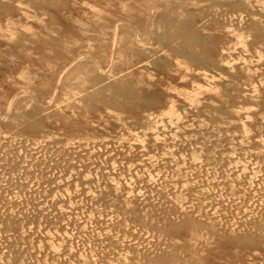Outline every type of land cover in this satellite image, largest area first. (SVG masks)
Here are the masks:
<instances>
[{"label":"rangeland","instance_id":"obj_1","mask_svg":"<svg viewBox=\"0 0 264 264\" xmlns=\"http://www.w3.org/2000/svg\"><path fill=\"white\" fill-rule=\"evenodd\" d=\"M201 1L0 0V264H264V0Z\"/></svg>","mask_w":264,"mask_h":264},{"label":"bare ground","instance_id":"obj_2","mask_svg":"<svg viewBox=\"0 0 264 264\" xmlns=\"http://www.w3.org/2000/svg\"><path fill=\"white\" fill-rule=\"evenodd\" d=\"M190 1H191V0H190ZM193 1H195V0H192V2H193ZM198 1H200V0H198ZM202 1H203V0H202ZM202 1H201V3H202ZM208 1H211V0H208ZM258 1H259V0H258ZM48 2H49V1H48ZM178 2H179V1H178ZM178 2H176V0H175V3H178ZM181 2H182V0H181ZM186 2H187V1H186ZM192 2H190V3H192ZM219 2H220V1H219ZM228 2H229V1H228ZM245 2H246V1H245ZM255 2H256V1H255ZM171 3H172V2H171ZM184 3H185V2H184ZM188 3H189V2H187V5H188ZM193 3H195V2H193ZM198 3H200V2H198ZM220 3H221V2H220ZM260 3H262V2L260 1ZM185 4H186V3H185ZM195 4L198 5L197 3H195ZM230 4H232V3H230ZM230 4H229V5H230ZM170 5H171V4H170ZM179 5H184V4H179ZM179 5H178V6H179ZM192 5H193V4H192ZM204 5H205V4H204ZM227 5H228V3H227ZM229 5H228V6H229ZM247 5H248V4H247ZM173 6H174V5H172V7H173ZM175 6H177V4H175ZM184 6H186V5H184ZM193 6H194V5H193ZM225 6H226V4H225ZM245 6H246V5H245ZM158 7H159V6H158ZM181 7H182V6H181ZM195 7H196V6H195ZM207 7H208V6H207ZM235 7H236V6H235ZM155 8H157V7H155ZM183 8H184V7H183ZM183 8H182V9H183ZM187 8H188V7H187ZM189 8H190V7H189ZM193 8H194V7H193ZM232 8H234V7H232ZM238 8H239V7H237V9H238ZM259 8H260V7H259ZM259 8H258V9H259ZM168 9H169V8H168ZM166 10H167V9H166ZM186 10H187V9H186ZM188 10H189V9H188ZM190 10H191V8H190ZM193 10H195V9H193ZM198 10H199V9H198ZM248 10H249V8H248ZM157 11H158V9H157ZM169 11H170V10H169ZM195 11H196V10H195ZM153 12H154V11H153ZM155 12H156V9H155ZM197 12H198V11H197ZM243 12H244V11H243ZM164 13H165V12H163L162 14H164ZM224 13H225V12H224ZM230 13H231V11H230ZM239 13H240V12H239ZM157 14H158V13H157ZM162 14H161V15L159 14L160 17L163 16ZM227 14H228V13H227ZM246 14H247V11H246ZM249 14H250V13H249ZM152 15H154V14H152ZM164 15H166V14H164ZM173 16H175V15L173 14ZM224 16H225V15H224ZM227 16H228V15H227ZM227 16H226V17H227ZM239 16L241 17L240 14H239ZM239 16H238V19L241 20V18H239ZM248 16H249V15H248ZM151 17H152V16H151ZM158 18H159V16H158ZM164 18H165V17H163V18L161 17V19H164ZM169 18H170V17H169ZM171 18H172V17H171ZM227 18H228V17H227ZM173 19H174V18H173ZM244 19H246V18H244ZM250 19H251V18H250ZM171 20H172V19H171ZM175 20H176V19H175ZM256 20H257V18H256ZM150 21H151V20H150ZM153 21H154V20H153ZM166 21H167V20H166ZM167 22H168V21H167ZM174 22L176 23V21H174ZM174 22L171 21L170 24H172V23H174ZM236 22H237V21H236ZM152 23H153V22H152ZM237 23H238V22H237ZM247 23H248V22H247ZM179 24H180V23H178V25H179ZM181 24H182V23H181ZM253 24H254V23H253ZM173 25H174V24H173ZM175 25H177V24H175ZM236 25H237V24H236ZM121 26H123V25H121ZM153 26H154V25H153ZM171 26H172V25H170V27H171ZM238 26H239V25H238ZM155 27H156V26H155ZM168 27H169V24H168ZM170 27H169V28H170ZM176 27H177V26H176ZM181 27H182V26H181ZM183 27H184V26H183ZM187 28H188V27H187ZM249 28H250V26H249ZM252 28H253V27H252ZM181 29H182V28H181ZM170 30H171V28H170ZM173 30H174V28H173ZM182 30H183V29H182ZM228 30H229V29H228ZM234 30H235V29H234ZM133 31H134V30H133ZM177 31H178V29H177ZM235 31H237V30H235ZM116 32H117V31H116ZM175 32H176V30H175ZM149 33H151V32H149ZM157 33H158V31H157ZM176 33L178 34L179 32H176ZM190 33H192V32H190ZM190 33H189V34H190ZM234 33H236V32H234ZM137 34H138V33H137ZM147 34H148V33H147ZM155 34H156V33H155ZM193 34H194V33H193ZM239 34H240V33H239ZM150 35H152V34H150ZM169 35H170V33H169ZM172 35H173V34H172ZM187 35H188V34H187ZM235 35H236V34H235ZM146 36H147V35H146ZM162 36H163V35H162ZM175 36H178V35H175ZM179 36H180V35H179ZM191 36H192V35H191ZM241 36H242V34H241ZM111 37H112V36H111ZM154 38H155V37H154ZM163 38H164V37H163ZM166 38H167V37H166ZM193 38H194V37H193ZM238 38H239V37H238ZM242 38H243V37H242ZM142 39H143V38H142ZM146 39H147V38H146ZM168 39H169V38H168ZM168 39H167V40H168ZM189 39H190V38H189ZM147 40H148V39H147ZM161 40H162V39H161ZM174 40H175V39H174ZM174 40H173V41H174ZM236 40H238V39H236ZM240 40H242V39H240ZM142 41H143V40H142ZM148 41H150V40H148ZM155 41H157L156 38H155L154 42H155ZM173 41H172V42H173ZM242 41H243V40H242ZM244 41H246V40L244 39ZM146 42H147V41H146ZM154 42H153V43H154ZM236 42H237V41H236ZM191 43H192V42H191ZM239 43H240V41H239ZM246 43H247V42H246ZM150 44H151V43H150ZM243 44H244V43L242 42V46H243ZM148 45H149V44H148ZM148 45H147V46H148ZM186 45H187V44H186ZM233 45H234V44H233ZM246 45H247V44H246ZM144 46H145V45H144ZM150 46H151V45H150ZM187 46H188V45H187ZM189 46H190V45H189ZM189 46H188V47H189ZM239 46H240V44H239ZM239 46H238V48H240ZM244 46H245V45H244ZM112 47H113V46H112ZM115 47H116V46H115ZM233 47H234V46H233ZM190 48H191V47H190ZM241 48H242V47H241ZM113 49H114V48H113ZM186 49H187V47H186ZM246 49H247V47H246ZM109 50H110V49H109ZM109 50H108V51H109ZM177 50H178V49H177ZM190 50L193 51V49H190ZM241 50H242V49H241ZM110 51H111V50H110ZM187 51H188V50H187ZM223 52H224V51H223ZM235 52H236V50H235ZM103 53H104V52H103ZM110 53H111V52H110ZM249 53H250V52H249ZM100 54H101V53H100ZM105 54H107V53L105 52ZM229 54H230V53H229ZM259 54L262 55L261 53H259ZM107 55H108V54H107ZM109 55H110V54H109ZM184 55H185V54H184ZM189 55H190V54H189ZM203 55H204V54H203ZM91 56H92V55H91ZM110 56H111V55H110ZM256 56H257V55H256ZM263 56H264V55H263ZM88 57H90V56H88ZM185 57H186V56H185ZM187 57H188V56H187ZM201 57H202V55H201ZM208 57H209V56H208ZM240 57H241V56H240ZM259 57H260V56H259ZM84 58H85V57H84ZM203 58H204V57H203ZM238 58H239V57H238ZM241 58H242V57H241ZM241 58H239V59H241ZM76 59H77V58H76ZM79 59H80V58H79ZM91 59H93V58H91ZM108 59H109V57H108ZM189 59H190V58H189ZM232 59H234V58H232ZM239 59H238V60H239ZM258 59H259V58H258ZM81 60H82V58H81ZM86 60H87V59H86ZM241 60H242V59H241ZM248 60H249V59H248ZM248 60H247V61H248ZM94 61H95V60H94ZM233 61H236V60H233ZM253 61H254V59H253ZM255 61H257V59H256ZM258 61H259V60H258ZM81 62H82V61H81ZM110 62H111V61H110ZM236 62H238V61H236ZM79 63H80V62H79ZM104 63H105V62H104ZM234 63H235V62H234ZM234 63H233V64H234ZM247 63H248V62H247ZM259 63H260V62H259ZM77 64H78V63H77ZM99 64H101V63H99ZM102 64H103V62H102ZM224 64H225V63H224ZM226 64H227V63H226ZM228 64H229V62H228ZM233 64H231V65H233ZM198 65H199V63H198ZM229 66H230V65H229ZM97 67H98V65H97ZM100 67H101V65H100ZM103 67H105V66H103ZM230 67H231V66H230ZM106 68H107V67H106ZM103 70H104V69H103ZM248 73H249V72H248ZM252 73H253V72H252ZM252 73H251V74H252ZM251 74H250V75H251ZM205 75H206V74H205ZM248 76H249V75H248ZM248 76H247V77H248ZM61 77H62V76H61ZM184 77H185V76H184ZM206 78H207V77H206ZM256 80H257V79H256ZM256 80H255V81H256ZM99 82H100V81H99ZM64 84H65V83H64ZM62 86H63V85H62ZM129 86H130V85H129ZM119 87H121V86H119ZM127 87H128V86H127ZM128 88H129V87H128ZM213 88H214V87H213ZM253 88H254V87H253ZM129 89H130V88H129ZM129 89H128V90H129ZM254 90H255V89H254ZM133 94H135V93H133ZM256 94H257V93H256ZM258 94H259V93H258ZM253 95H254V93H253ZM261 100H262V99H261ZM10 103H11V102H10ZM48 105H49V104H48ZM172 108H173V107H172ZM176 108H177V107H176ZM170 110H171V109H170ZM181 110H182V108H181ZM177 111H178V110H177ZM182 111H183V110H182ZM172 112H175V111H174V110L170 111V113H172ZM241 112H242V111H241ZM241 112H240V113H241ZM2 113H3V112H2ZM5 113H7V112H5ZM164 113H165V112H164ZM166 113H167V112H166ZM170 113H169V114H170ZM175 113H176V112H175ZM7 114H8V113H7ZM169 114H168V115H169ZM247 114H249V113H246V115H247ZM12 115H14V114H12ZM173 115H174V114H173ZM173 115H172V116H173ZM250 115H251V114H250ZM0 117H1V116H0ZM167 117H168V116H167ZM169 117H170V115H169ZM175 117L177 118V116H175ZM244 117H245V116H244ZM249 117H250V116H249ZM1 118H3V117H1ZM172 118H173V117H172ZM247 118H248V117H247ZM240 119H241V118H240ZM5 120H6V119H5ZM175 120H176V119H175ZM190 120H191V119H190ZM246 120H247V119H246ZM246 120H245V121H246ZM155 121H156V120H155ZM166 122H167V121H166ZM248 122H249V120H248ZM260 122H261V121H260ZM186 123H187V122H186ZM186 123H185V124H186ZM251 123H252V122H251ZM245 124H246V123H245ZM245 124H244V126H245ZM260 124H261V123H260ZM161 126H163V125L161 124ZM174 127H175V126H174ZM245 128H248V126L245 127ZM255 128H256V126H255ZM152 130H153V129H152ZM210 130H211V129H210ZM245 130H246V129H245ZM169 136H170V134H169ZM222 136H223V135H222ZM181 137H182V136H181ZM223 137H224V136H223ZM258 137H259V135H258ZM5 138H6V137H5ZM260 138H261V137H260ZM183 139H184V138H183ZM221 139H222V138H221ZM254 139H256V138H254ZM254 139H253V141H254ZM226 140H227V139H226ZM240 140H241V139H240ZM257 140H258V139H256L254 142H256ZM168 141H169V140H168ZM260 141H261V140H260ZM215 142H216V141H215ZM218 142H219V141H218ZM109 143H110V142H109ZM172 143H173V142H172ZM251 143H252V142H251ZM259 143H260V142H259ZM259 143H258V144H259ZM106 144H107V143H106ZM262 144H263V143H262ZM77 145H78V144H77ZM104 146H105V145H104ZM30 147H31V146H30ZM137 147H138V146H137ZM186 147H187V146H186ZM198 147H200V146H198ZM196 148H197V147H196ZM17 150H18V149H17ZM59 150H60V149H59ZM67 150H68V149H67ZM67 150H66V151H67ZM185 150H186V149H185ZM199 150H200V149H199ZM183 151H184V150H183ZM43 152H44V151H43ZM11 153H12V151H11ZM54 153H55V152H54ZM73 153H74V152H73ZM87 153H88V152H87ZM47 154H48V153H47ZM146 154H147V153H146ZM6 155H7V154H6ZM67 155H68V153H67ZM71 155H72V154H71ZM88 155H89V154H88ZM15 156H16V155H15ZM46 156H47V155H46ZM65 156H66V155H65ZM150 156H151V155H150ZM172 156H173V155H172ZM189 156H191V155H189ZM242 156H243V155H242ZM71 157H72V156H71ZM77 157H78V156H77ZM19 158H20V157H19ZM41 158H42V157H41ZM55 158H56V157H55ZM63 158H65V157H63ZM137 158H138V157H137ZM139 158H140V157H139ZM57 159H58V158H57ZM70 159H72V158H70ZM70 159H69V160H70ZM75 159H77V158L75 157ZM101 159H102V158H101ZM191 159H192V158H191ZM219 159H220V158H219ZM262 159H263V158H262ZM122 160H123V159H122ZM131 160H132V159H131ZM197 160H198V159H197ZM63 161H64V160H63ZM70 161H71V160H70ZM180 161H181V160H180ZM194 161H195V160H194ZM236 161H237V160H236ZM239 161H240V160L238 159V163H237V164H240ZM21 162H22V161H21ZM49 162H50V161H49ZM67 162H69V161H67ZM110 162H111V161H110ZM135 162H136V161H135ZM16 163H17V162H16ZM19 163H20V162H19ZM55 163H56V162H55ZM140 163H141V161H140ZM188 163H189V162H188ZM193 163H194V162H193ZM243 163H244V162H243ZM257 163H258V162H257ZM263 163H264V162H263ZM155 164H156V163H155ZM198 164H199V163H198ZM212 164H213V163H212ZM241 164H242V162H241ZM253 164H254V163H253ZM36 165H37V164H36ZM66 165H68V163H67ZM109 165H110V164H109ZM112 165H113V164H112ZM144 165H145V164H144ZM144 165H142V166H144ZM191 165H192V164H191ZM191 165H190V166H191ZM213 165H214V164H213ZM232 165H233V164H232ZM235 165H236V163H235ZM17 166H18V165H17ZM17 166H16V167H17ZM20 166H21V165H20ZM113 166H114V165H113ZM119 166H120V165H119ZM236 166H237V165H236ZM86 167H87V166H86ZM92 167H93V166H92ZM120 167H121V166H120ZM151 167H152V166H151ZM151 167H150V168H151ZM153 167H154V166H153ZM207 167H208V166H207ZM237 167H238V166H237ZM34 168H35V167H34ZM65 168H66V166H65ZM115 168H116V167H115ZM161 168H162V167H161ZM241 168H242V167H241ZM55 169H56V168H55ZM66 169H67V168H66ZM77 169H78V168H77ZM122 169H123V168H122ZM126 169H127V168H126ZM148 169H149V168H148ZM152 169H153V168H152ZM152 169H151V170H152ZM170 169H171V168H170ZM195 169H196V168H195ZM206 169H207V168H206ZM233 169H234V168H233ZM236 169H237V168H236ZM239 169H240V168H239ZM244 169H246V168H244ZM244 169H243V171H244ZM13 170H14V169H13ZM67 170H68V169H67ZM137 170H138V169H137ZM144 170H146V169L144 168ZM184 170H185V169H184ZM209 170H210V169H209ZM9 171H10V170H9ZM11 171H12V170H11ZM117 171H118V170H117ZM141 171H142V170H141ZM45 172H46V171H45ZM65 172H66V171H65ZM148 172H149V170H148ZM151 172H155V171H151ZM205 172H206V170H205ZM246 172H247V171H246ZM138 173H139V171H138ZM144 173H145V172H144ZM158 173H159V172H158ZM203 173H204V172H203ZM240 173H241V172H240ZM252 173H253V171H252ZM8 174H9V173H8ZM31 174H32V173H31ZM154 174H155V173H154ZM170 174H171V173H170ZM51 175H52V174H51ZM56 175H57V174H56ZM68 175H69V174H68ZM68 175H67V176H68ZM117 175H118V174H117ZM127 175H128V174H127ZM205 175H207V174L205 173ZM254 175H255V173H254ZM44 176H45V175H44ZM146 176H147V175H146ZM57 177H58V175H57ZM74 177H75V176H74ZM87 177H88V176H87ZM116 177H117V176H116ZM169 177H170V176H169ZM212 177H213V176H212ZM255 177H256V176H255ZM43 178H44V177H43ZM51 178H52V177H51ZM127 178H129V177H127ZM127 178H126V179H127ZM135 178H136V177H135ZM148 178H149V177H147V179H148ZM162 178H163V177H162ZM170 178H171V177H170ZM170 178H169V179H170ZM121 179H122V178H121ZM130 179H131V178H130ZM252 179H253V178H252ZM48 180H49V179H48ZM151 180H152V179H151ZM26 181H27V180H26ZM53 181H54V180H53ZM229 181H230V180H229ZM248 181H249V180H248ZM50 182H51V181H50ZM63 182H64V179H63ZM217 182H218V180H217ZM249 182H250V181H249ZM45 183H46V182H45ZM129 183H130V182H129ZM139 183H140V182H139ZM159 183H160V182H159ZM235 183H236V182H235ZM81 184H82V183H81ZM205 184H206V183H205ZM228 184H229V183H228ZM236 184H237V183H236ZM18 185H19V184H18ZM52 185H54V184H52ZM84 185H85V184H84ZM163 185H164V184H163ZM229 185H230V184H229ZM50 186H51V185H50ZM130 186H131V185H130ZM159 186H160V184H159ZM169 186H170V185H169ZM218 186H219V185H218ZM57 187H58V186H57ZM74 187H75V186H74ZM148 187H149V186H148ZM244 187H245V186H244ZM76 188H77V187H76ZM126 188H127V187H126ZM156 188H157V187H156ZM163 188H164V187H163ZM61 189H62V188H61ZM132 189H133V187H132ZM201 189H202V188H201ZM209 189H210V187H209ZM220 189H221V188H220ZM73 190H74V189H73ZM164 190H165V188H164ZM261 190H262V189H261ZM15 191H16V190H15ZM23 191H25V190H23ZM35 191H36V190H35ZM50 191H51V190H50ZM52 191H53V190H52ZM54 191H55V190H54ZM90 191H91V190H90ZM139 191H140V190H139ZM165 191H166V190H165ZM259 191H260V190H259ZM3 192H4V191H3ZM43 192H44V191H43ZM47 192H48V191H47ZM228 192H229V191H228ZM29 193H30V192H29ZM50 193H51V192H50ZM93 193H95V192H93ZM136 193H137V191H136ZM170 193H171V192H170ZM183 193H185V192H183ZM24 194H25V193H24ZM42 194H43V193H42ZM113 194H114V193H113ZM145 194H146V193H145ZM21 195H22V194H21ZM51 195H52V194H51ZM223 195H224V194H223ZM227 195H228V194H227ZM15 196H16V195H15ZM212 196H213V195H212ZM51 197H52V196H51ZM59 197H60V196H59ZM220 197H221V196H220ZM2 198H3V197H2ZM32 198H33V197H32ZM43 198H44V197H43ZM45 198H46V197H45ZM3 199H4V198H3ZM53 199H56V198H53ZM89 199H90V197H89ZM201 199H202V198H201ZM203 199H204V198H203ZM33 200H34V199H33ZM76 200H77V199H76ZM151 200H152V199H151ZM163 200H164V199H163ZM231 200H233V199L231 198ZM236 200H237V199H236ZM74 201H75V200H74ZM139 201H140V199H139ZM143 201H144V200H143ZM143 201H142V202H143ZM85 202H86V201H85ZM120 202H121V201H120ZM227 202H228V201H227ZM232 202H233V201H232ZM15 203H16V201H15ZM79 203H80V202H79ZM150 203H151V202H150ZM251 203H252V202H251ZM49 204H50V203H49ZM55 204H56V203H55ZM136 204H137V203H136ZM180 204H181V203H180ZM182 204H183V203H182ZM232 204H233V203H232ZM6 205H7V204H6ZM6 205H5V206H6ZM32 205H33V204H32ZM138 205H139V204H138ZM168 205H169V204H168ZM185 205H186V204H185ZM185 205H184V206H185ZM187 205H188V204H187ZM189 205H191V204H189ZM16 206H17V205H16ZM36 206H37V205H36ZM97 206H98V205H97ZM163 206H165V205H163ZM179 206H180V205H179ZM229 206H230V205H229ZM64 207H66V206H64ZM78 207H79V206H78ZM94 207H95V206H94ZM147 207H148V206H147ZM186 207H187V206H186ZM215 207H217V206H215ZM258 207H259V206H258ZM59 208H60V207H59ZM74 208H75V207H74ZM174 208H176V207L174 206ZM174 208H172V210H173ZM207 208H208V207H207ZM55 209H56V208H55ZM81 209H82V208H81ZM98 209H99V208H98ZM108 209H109V208H108ZM162 209H163V208H162ZM166 209H167V208H166ZM179 209H180V208H178L177 210H179ZM182 209H183V206H182ZM182 209H180V210H182ZM189 209H190V208H189ZM191 209H192V208H191ZM214 209H215V208H214ZM218 209H219V208H218ZM23 210H24V209H23ZM63 210H64V209H63ZM83 210H84V209H83ZM154 210H156V209H154ZM203 210H204V209H203ZM38 211H39V210H38ZM47 211H48V210H47ZM65 211H66V209H65ZM67 211H68V210H67ZM73 211H75V210H73ZM77 211H78V210H77ZM77 211H76V212H77ZM138 211H139V210H138ZM235 211H236V210H235ZM262 211H263V210H262ZM76 212H75V213H76ZM88 212H89V210H88ZM172 212H173V211H172ZM179 212H180V211H179ZM179 212H178V213H179ZM182 212L185 213L186 211H181L180 213H182ZM205 212H206V211H205ZM215 212H216V211H215ZM221 212H222V211H221ZM233 212H234V211H233ZM6 213H7V212H6ZM23 213H25V211H24ZM33 214H34V213H33ZM41 214H42V213H41ZM52 214H53V213H52ZM175 214H176V213H175ZM193 214H194V213H193ZM193 214H192V217L195 215V214H194V215H193ZM217 214H218V213H217ZM220 214H221V213H220ZM223 214H224V212H223ZM7 215H8V214H7ZM17 215H18V214H17ZM49 215H50V214H49ZM60 215H61V214H60ZM65 215H66V214H65ZM85 215H86V213H85ZM124 215H125V214H124ZM183 215H184V214H183ZM185 215H186V214H185ZM206 215H207V214H206ZM235 215H236V214H235ZM5 216H6V215H5ZM30 216H31V215H30ZM52 216H53V215H52ZM96 216H97V215H96ZM10 217H11V216H10ZM17 217H18V216H17ZM57 217H58V216H57ZM123 217H124V216H123ZM206 217H208V216H206ZM217 217H218V216H217ZM22 218H23V217H22ZM25 218H26V216H25ZM46 218H47V217H46ZM46 218H45V219H46ZM196 218H197V217H196ZM201 218H203V217H201ZM236 218H237V217H236ZM9 219H10V218H9ZM11 219H12V218H11ZM16 219H17V218H16ZM20 219H21V218H20ZM164 219H165V218H164ZM198 219H199V218H198ZM207 219H208V218H207ZM207 219H206V220H207ZM218 219H219V218H218ZM47 220H48V219H47ZM214 220H215V219H214ZM214 220H213V221H214ZM10 221H11V220H10ZM19 221H20V220H19ZM26 221H27V220H26ZM48 221H49V220H48ZM6 222H7V221H6ZM50 222H51V221H50ZM204 222L206 223L207 221H204ZM208 222H210V221H208ZM215 222H216V221H215ZM257 222H258V221H257ZM30 223H31V222H30ZM34 223H35V222H34ZM44 223H45V222H44ZM48 223H49V222H48ZM52 223H53V222H52ZM104 223H105V222H104ZM122 223H123V222H122ZM122 223H121V224H122ZM227 223H228V222H227ZM72 224L74 225L73 222H72ZM87 224H88V223H87ZM210 224H211V223H210ZM83 226H84V225H83ZM83 226H82V227H83ZM104 226H105V225H104ZM224 226H225V225H224ZM224 226H223V227H224ZM77 227H78V226H77ZM16 228H17V227H16ZM19 228H20V227H19ZM46 228H47V227H46ZM94 228H95V227H94ZM96 228H97V227H96ZM110 228H111V227H110ZM52 229H53V228H52ZM74 229H75V228H74ZM113 229H114V228H113ZM115 229H116V228H115ZM15 230H16V229H15ZM37 230H38V229H37ZM79 230H80V229H79ZM88 230H90V229H88ZM223 230H224V229H223ZM2 231H3V230H2ZM21 231H22V230H20V232H21ZM42 231H43V230H42ZM44 231H45V230H44ZM46 231H47V230H46ZM77 231H78V230H77ZM112 231H113V230H112ZM228 231H229V230H228ZM17 232H18V231H17ZM28 232H29V231H28ZM46 233L48 234V232H46ZM46 233H45V234H46ZM53 233H54V232H53ZM57 233H59V232H57ZM131 233H132V232H131ZM61 234H62V233H61ZM65 234H66V233H65ZM70 234H71V233H70ZM138 234H139V233H138ZM138 234H137V235H138ZM51 235H54V234H51ZM82 235H83V234H81V236H82ZM145 235H146V234H145ZM156 235H157V234H156ZM248 235H249V234H248ZM63 236H64V235H63ZM68 236H69V235H67V237H68ZM109 236H110V235H109ZM141 236H142V235H141ZM252 236H253V235H252ZM34 237H35V236H34ZM43 237H44V236H43ZM45 237H46V236H45ZM53 237H55V236H53ZM59 237H60V236H59ZM88 237H89V236H88ZM145 237H146V236H145ZM39 238H40V237H39ZM16 239H17V238H16ZM45 239H46V238H45ZM22 240H23V239H22ZM14 241H15V240H14ZM8 242H9V241H8ZM56 242H57V241H56ZM115 242H116V241H115ZM141 242H142V241H141ZM50 243H51V242H50ZM95 243H96V242H95ZM100 243H101V242H100ZM102 243H103V242H102ZM15 244H16V243H15ZM20 244H21V242H20ZM55 244H56V243H55ZM57 244H58V243H57ZM144 244H145V243H144ZM144 244H143V245H144ZM155 244H156V243H155ZM8 245H9V244H8ZM27 245H28V244H27ZM22 246H23V245H22ZM82 246H83V245H82ZM96 246H97V245H96ZM7 247H8V246H7ZM19 247H20V246H19ZM29 247H30V246H29ZM36 247H37V246H36ZM51 248H52V247H51ZM58 248H59V247H58ZM81 248H82V247H81ZM147 248H148V247H147ZM54 249H56V248L54 247ZM119 249H120V248H119ZM132 249H133V248H132ZM149 249H150V248H149ZM4 250H5V249H4ZM11 250H12V249H11ZM59 250H60V249H59ZM88 250H89V249H88ZM18 251H19V250H18ZM26 251H27V249H26ZM33 251H34V250H33ZM132 251H133V250H132ZM156 251H157V250H155L154 253H155ZM27 252H28V251H27ZM29 252H30V250H29ZM141 252H142V250H141ZM21 253H22V252H21ZM109 253H110V252H109ZM135 253H136V251H135ZM24 254H25V253H24ZM28 254H29V253H28ZM33 254H34V253H33ZM178 254H179V253H178ZM34 255H35V254H34ZM147 255H148V254H147ZM100 256H101V255H100ZM142 256H143V255H142ZM13 257H14V256H13ZM19 257H20V256H19ZM29 257H30V256H29ZM122 257H123V256H122ZM185 257H186V256H185ZM35 258H36V257H35ZM37 259H38V258H37ZM41 259H42V258H41ZM62 259H63V258H62ZM125 259H128V258H125ZM42 260H43V259H42ZM50 260H51V259H50ZM99 260H100V259H99ZM105 260H106V259H105ZM142 260H143V259H142ZM16 261H17V259H16ZM29 261H30V260H29ZM52 261H53V260H52ZM128 261H129V260H128ZM53 262H54V261H53ZM62 262H63V261H62ZM31 263H32V262H31ZM31 263H30V264H31ZM65 263H67V262H65ZM104 264H106V263H104Z\"/></svg>","mask_w":264,"mask_h":264}]
</instances>
